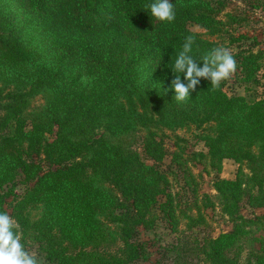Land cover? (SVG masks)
Masks as SVG:
<instances>
[{"label": "trees", "instance_id": "trees-1", "mask_svg": "<svg viewBox=\"0 0 264 264\" xmlns=\"http://www.w3.org/2000/svg\"><path fill=\"white\" fill-rule=\"evenodd\" d=\"M150 2L0 0V211L48 264H133L148 259L138 234L159 214L173 231L184 220L187 229L206 225L203 210L215 201L189 167L200 164L215 171L216 201L231 224L196 240L201 263L239 264L254 241L246 263L264 264V212H240L241 202L264 208V85L258 97L228 95L225 80L213 87L199 78L177 102L170 68L189 35L201 68L211 49L236 47L246 35L234 27L247 17L226 0H173L175 20L160 22L147 13ZM20 4L29 19L18 26L9 10ZM236 48V78L259 84L264 51ZM167 137L193 195L182 210L161 167ZM191 139L204 150H191ZM224 159L237 163L233 180L218 177Z\"/></svg>", "mask_w": 264, "mask_h": 264}, {"label": "rangeland", "instance_id": "rangeland-1", "mask_svg": "<svg viewBox=\"0 0 264 264\" xmlns=\"http://www.w3.org/2000/svg\"><path fill=\"white\" fill-rule=\"evenodd\" d=\"M228 2L227 9H234L239 14L247 17V24L241 27H234L236 31L235 34L241 33L246 35L240 43L235 45H240L244 48H251L254 51L262 49L264 51V0H226ZM13 3V2H12ZM11 5V4H10ZM9 5V6H10ZM9 9V8H8ZM20 9V10H19ZM19 9L14 6L13 11L9 10L13 15L11 16V23L19 25H25V18L29 15L28 12L24 11V7L21 6ZM190 28L195 31H201L197 25L191 24ZM236 46V47H237ZM235 46L228 48L229 50L237 49ZM236 72H234L227 80H225L224 90L228 95L237 94L245 95L247 97H258L261 95L264 85V60L263 66L257 74V79L259 84H248L245 85L241 80L236 78ZM12 124L8 126L7 129L3 130L2 133H11ZM55 130V129H54ZM54 133V132H53ZM179 136L192 137V132L185 129L177 131ZM53 137L52 135H49ZM189 148L192 150H204L202 143H195V140H189ZM166 142V156L161 164L163 169L170 171V191L173 196L176 197V203L180 205L181 210L186 208V205L190 204L193 195L191 187H188L186 181L187 176L181 171L175 168V164L172 163V153L174 151V140L171 137L165 138ZM138 151H140L139 141L135 144ZM191 172L194 175L201 174L198 181L200 182L199 191L200 193L205 192L211 195V199L215 201L214 208H207L203 210L206 218L205 226H198L192 229H187L186 222L181 221L178 225V230L173 231L170 222L164 220L162 214H159V219L155 224L154 228L151 230L140 229L138 234V239L144 244L146 254L148 259H139L133 264H202L200 256L196 253V240L202 241L208 236L217 237L220 232L227 231L231 228V224L228 222L227 217L222 215L219 205L216 201V192L212 187L213 177L216 175L214 170H204L203 166L200 164L191 165L189 164ZM42 168L46 170L48 165L46 163L42 164ZM237 169V163L231 159H224L221 162V169L218 173V177L224 179L233 180L235 178V173ZM22 177H18L17 181H20ZM189 179V178H188ZM190 181V180H189ZM15 191L22 192L23 184L20 182L17 184ZM10 213V208L7 209ZM240 212L245 217H251L252 213L262 214L264 208L252 209L247 205L246 202H241ZM262 235V232H258L253 237H258ZM179 241L184 242L186 246L179 247ZM177 246L183 250L177 251ZM29 254L35 255L38 264H48L42 256L38 255L37 245L28 241L24 246ZM178 248V249H179ZM257 250L259 248V243L254 242L251 246H246L240 257L239 264H247L246 257L249 249ZM253 263V260L251 261Z\"/></svg>", "mask_w": 264, "mask_h": 264}, {"label": "clouds", "instance_id": "clouds-1", "mask_svg": "<svg viewBox=\"0 0 264 264\" xmlns=\"http://www.w3.org/2000/svg\"><path fill=\"white\" fill-rule=\"evenodd\" d=\"M145 7L151 19L172 23L176 18L173 0H151ZM194 44L195 35L186 36L184 44L170 66L175 74L172 89L177 102L189 99L190 90H195L199 78L210 79V84L218 87L237 69L234 55L225 47L211 49L201 58L203 67H198L194 63ZM181 77L187 81L186 85L180 82ZM17 227L7 212L0 211V264H38L35 255L29 254L22 244Z\"/></svg>", "mask_w": 264, "mask_h": 264}]
</instances>
